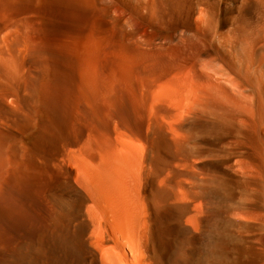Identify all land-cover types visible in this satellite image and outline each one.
Listing matches in <instances>:
<instances>
[{
	"label": "bare ground",
	"instance_id": "obj_1",
	"mask_svg": "<svg viewBox=\"0 0 264 264\" xmlns=\"http://www.w3.org/2000/svg\"><path fill=\"white\" fill-rule=\"evenodd\" d=\"M0 264H264V0H0Z\"/></svg>",
	"mask_w": 264,
	"mask_h": 264
}]
</instances>
